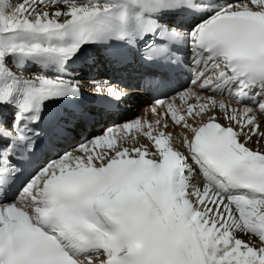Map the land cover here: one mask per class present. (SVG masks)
Segmentation results:
<instances>
[{
    "label": "snow or ice",
    "instance_id": "obj_1",
    "mask_svg": "<svg viewBox=\"0 0 264 264\" xmlns=\"http://www.w3.org/2000/svg\"><path fill=\"white\" fill-rule=\"evenodd\" d=\"M202 3L211 14L188 35L194 63L205 67L192 85L212 90L238 79L264 89V0ZM191 4L0 0V103L22 93L11 124L0 118V264H264V100L248 105L190 87L178 94L186 107L158 100L162 119L106 129L50 160L8 199L21 169L37 152L54 151L64 131L59 122L34 127L44 101L79 97L84 81L24 75L5 57L64 62L84 44L117 40L129 61L136 54L147 63L166 60V38L177 30L153 14ZM163 71L161 65L144 79L163 84ZM92 85L100 95H127L107 80ZM168 117L183 132L167 131ZM133 129L147 143L127 135Z\"/></svg>",
    "mask_w": 264,
    "mask_h": 264
},
{
    "label": "bare ground",
    "instance_id": "obj_2",
    "mask_svg": "<svg viewBox=\"0 0 264 264\" xmlns=\"http://www.w3.org/2000/svg\"><path fill=\"white\" fill-rule=\"evenodd\" d=\"M215 1H217V0H212V3L216 4ZM20 2H22V0H8V3L9 4H13V5H18ZM101 2H103V0H101ZM230 2H233V0H227L226 3H230ZM49 10L50 11H54V9H49ZM210 14H211V11L203 13L200 17H198L196 19H193L187 25V27L189 28V30H192L196 26V24H198L201 21V19H207L208 15H210ZM157 16L159 18H162L163 21H165L167 24H170L172 27H176V26L180 27V21H179V19L177 17H172V20H170L168 17L167 18H163L162 16H160L158 14H157ZM83 50L84 49L81 48L80 51H78L76 53V55H81L83 53ZM21 62H25V63L22 64ZM42 62L48 63V64H53V63H58L59 61L58 62H52L50 60H46V59H42V58L26 57V56H21V55H18V54H11V55L5 57V63L7 64V66L9 68H11L13 71H15V70L18 71V72L22 71V74H24V75H33V74H36V73H42V74H44L46 76H50V77L65 76V77H73V78L78 79V80H85L84 75L87 74V71H86L85 68H83L82 63H80V62L70 63L71 64L70 69H72V72H70L69 74H65V73H63V72H61L59 70H55V69H53L51 67L42 68L41 65L39 66V64L42 63ZM88 65H90V64L88 63ZM94 73L96 74V71ZM99 74L100 75L103 74V71L99 70L98 71V75ZM210 93L215 95L216 97L217 96H225V97H229V98H234L232 96V94H229L228 92H222V91H220L218 89H213V90L210 91ZM15 97H17V95L11 96V98H15ZM175 101L176 100L174 99L173 103H175ZM140 102L141 101H136L135 108H133L127 114H122V115L115 116V119L113 121H111V117L109 115H107L108 114L107 112L105 113L104 116L97 117V119L95 121L93 120V124L91 126H89L87 128V130L85 131V133H86L85 136H80V137L79 136H74V138L72 140L70 138L69 142H66V144H65L66 145V149H72L73 148V144H75V142H86L87 140L102 134L106 130V128L108 129V128L114 126V125H122L125 122H130V121L136 120L137 118H136L135 114H141V117H147L149 120L154 118V112L152 111V109L155 108V107H153L152 109H149L148 103L143 104L142 107H141L139 105ZM0 104H2V103H0ZM160 108H158V109H160ZM155 109H157V108H155ZM162 111H159L160 113H159V115H157L158 119H161V116H162L161 112ZM215 115L219 118L220 122H222L224 124H228L229 123L228 121L226 123L225 119L222 116H219L218 113H216ZM155 116H156V114H155ZM167 119L169 121H171L169 118H167ZM171 123H172V121H171ZM104 128H105V130H104ZM171 129H175V128L172 127ZM262 130H264V129H262ZM167 131H172V130H170V127H169L167 129ZM175 132H177V130ZM141 141H142V139H141ZM145 142H146L145 139H143V141L141 143H145ZM240 236L243 239L249 238L248 235H246V234H240Z\"/></svg>",
    "mask_w": 264,
    "mask_h": 264
},
{
    "label": "rangeland",
    "instance_id": "obj_3",
    "mask_svg": "<svg viewBox=\"0 0 264 264\" xmlns=\"http://www.w3.org/2000/svg\"><path fill=\"white\" fill-rule=\"evenodd\" d=\"M227 99H228V98H225V100H227ZM145 103H149L148 100H144V101H142L139 105L142 107V105L145 104ZM149 105H150V104H149ZM212 111H213L214 114L218 113L219 116L223 114V112H222L219 108H215V109H213ZM135 115H136V116H141V114H135ZM223 115H224V114H223ZM137 119H140V120L144 121L146 124L149 123V121H148L147 119H144V118H142V117H138ZM171 130H172V131L174 130L173 132H175V131L177 130V133L183 132V129L180 128V127L178 128V126L175 127V129H171ZM130 136H136V139H138L139 141H141V139H142V141H143V139H145L142 135H138V136H137V134H135V135H134V134H131ZM145 141H146V139H145ZM140 143H141V142H140ZM145 143H146V142H145ZM177 143H178V142H177ZM80 144H83V143L76 142L75 144H73V148L77 147V146L80 145ZM73 148H72V149H73ZM68 150H69V149H68ZM66 152H68V151H66ZM66 152H64V153H66ZM64 153H62L60 156H62ZM56 156H58V155H56ZM41 169H42V168H41ZM41 169H40V170H41ZM40 170H39V171H40ZM247 239H248V238H247ZM253 242L258 244V243H259L258 238H255V237H254V238H253Z\"/></svg>",
    "mask_w": 264,
    "mask_h": 264
}]
</instances>
